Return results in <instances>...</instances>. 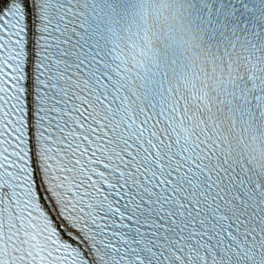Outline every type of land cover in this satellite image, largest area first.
<instances>
[{"label": "snow or ice", "instance_id": "obj_1", "mask_svg": "<svg viewBox=\"0 0 264 264\" xmlns=\"http://www.w3.org/2000/svg\"><path fill=\"white\" fill-rule=\"evenodd\" d=\"M0 264H264V0H0Z\"/></svg>", "mask_w": 264, "mask_h": 264}]
</instances>
